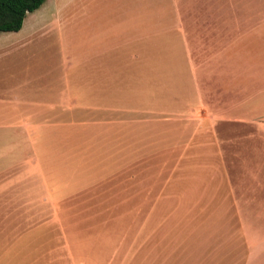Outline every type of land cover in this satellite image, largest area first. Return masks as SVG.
I'll return each mask as SVG.
<instances>
[{
	"label": "rangeland",
	"instance_id": "374dc122",
	"mask_svg": "<svg viewBox=\"0 0 264 264\" xmlns=\"http://www.w3.org/2000/svg\"><path fill=\"white\" fill-rule=\"evenodd\" d=\"M68 1L44 0L37 11L33 10L29 24L42 23L39 29L44 33L35 39L45 45L28 50L34 49L38 58H46L50 52L47 45L57 39L66 43L67 25L59 32L57 24L62 18L67 21ZM161 1L136 0L134 10H157ZM78 5L76 11L83 14L116 15V0ZM71 8L73 12V2ZM150 56L146 62L149 66L135 68L133 73L125 66L118 70L123 82L115 87L126 98L106 101L108 108L116 107L115 115H75V108L77 113L85 101H69L63 89L69 86L78 93L84 88L83 81L80 78L65 84L67 64L59 61L53 71L58 80L53 86L60 93L59 111L43 112L37 120L29 117V131L34 132L28 133L27 155L23 156L28 163H12V173L0 171V253L10 250L8 247L16 252L52 255L50 259L28 260L41 264L178 263L180 239L194 234L197 217L209 214L213 190L218 198L228 195L229 189L260 185L252 176L259 171L257 150L245 146L258 140V134L245 124L228 122L202 110L197 114L188 99H178V88L175 94L174 85H167V36L156 37V50ZM41 67L44 71L50 68L46 63ZM77 71L83 77V66ZM42 74L38 86L46 88L48 74ZM4 77V71L0 72V81ZM108 86L114 88L113 84ZM211 92L207 94L208 106ZM37 121L42 123L39 128ZM73 124L85 125L86 133L80 134L81 140L88 141L84 149L68 147V138H72L68 128ZM96 126L117 128L119 132L113 136V132H91L98 129ZM37 131L38 144L31 147ZM77 132L72 139H79ZM93 134L112 140L111 145L101 141L100 146H93ZM3 152L0 149V158ZM84 153L90 155V163H55L71 161V155L81 159ZM72 233L84 236L87 242L65 243L63 237ZM59 237L58 243L53 242ZM21 238L49 242L28 240L21 245L16 242Z\"/></svg>",
	"mask_w": 264,
	"mask_h": 264
},
{
	"label": "crops",
	"instance_id": "0c3cea01",
	"mask_svg": "<svg viewBox=\"0 0 264 264\" xmlns=\"http://www.w3.org/2000/svg\"><path fill=\"white\" fill-rule=\"evenodd\" d=\"M76 1L92 2L68 1L67 21L62 18L57 24L59 32L67 25V41L60 43L57 39L56 43L48 44L46 48L50 52L46 58L43 55L38 58L34 51L45 44L40 45L35 39L44 33L39 29L42 23L29 24L33 11L25 14L18 30L0 31V72L4 71L5 76L0 81V149H4L0 171L12 173V163H28L23 156L27 155L28 133L34 132L29 131V117L37 120L43 112L59 111L60 93L53 86L58 81L53 71L61 59L68 69L64 83L80 78L83 81L84 88L78 93L69 86L63 89L69 101L77 98L85 101L77 113L75 108L74 114L115 115L116 107L108 108L106 101L126 98L115 87L123 82L118 70L125 66L133 73L135 68L149 66L146 62L156 50V37L167 36V85H174L175 94L178 88V99H188L197 114L202 110L228 122L245 124L251 127L250 132L258 134V140L253 139L245 146L257 150L259 171L252 176L260 182L253 185L255 188L243 185L229 189L228 195L218 198L213 190L209 214L197 217L193 235L181 237L178 263L167 264H264V0H163L157 10L153 7L145 11L134 10L136 0H116V15L112 17L111 12L76 11L79 8ZM61 52L64 58H60ZM41 63L50 68L44 71ZM81 66L83 77L77 71ZM42 72L48 74L46 88L38 86L43 81ZM109 84H113L112 90ZM209 90L212 99L208 106ZM38 122L39 128L42 123ZM84 128L85 125H69V137L73 138L78 130L79 139L68 138V147L86 148L88 141L80 138L87 131ZM212 130L215 131L214 126ZM38 132L31 147L38 144ZM91 132H113V136L119 131L101 126ZM93 136V146H100L101 141L111 145L112 140L99 139V134ZM72 142L76 145H69ZM85 154L78 160L74 158L76 155H71L73 160H55V163H90V155ZM97 162L101 161L97 159ZM59 239L53 242L58 243ZM28 240L21 238L16 242L23 245ZM62 240L79 243L86 238L72 233ZM6 249L10 250L0 253V260L4 261L0 264H41L28 260L52 256Z\"/></svg>",
	"mask_w": 264,
	"mask_h": 264
},
{
	"label": "trees",
	"instance_id": "16d2710c",
	"mask_svg": "<svg viewBox=\"0 0 264 264\" xmlns=\"http://www.w3.org/2000/svg\"><path fill=\"white\" fill-rule=\"evenodd\" d=\"M44 0H0V31H16L27 12L35 10Z\"/></svg>",
	"mask_w": 264,
	"mask_h": 264
}]
</instances>
